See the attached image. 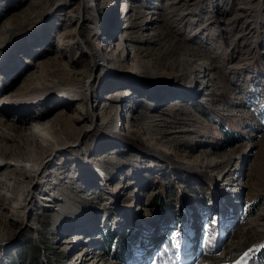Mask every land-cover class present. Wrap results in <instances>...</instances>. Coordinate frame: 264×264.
Segmentation results:
<instances>
[{"label": "rangeland", "instance_id": "1", "mask_svg": "<svg viewBox=\"0 0 264 264\" xmlns=\"http://www.w3.org/2000/svg\"><path fill=\"white\" fill-rule=\"evenodd\" d=\"M46 124L54 151L32 137ZM4 132L0 264H126L121 234L129 264H247L264 245V0H0Z\"/></svg>", "mask_w": 264, "mask_h": 264}, {"label": "bare ground", "instance_id": "2", "mask_svg": "<svg viewBox=\"0 0 264 264\" xmlns=\"http://www.w3.org/2000/svg\"><path fill=\"white\" fill-rule=\"evenodd\" d=\"M120 13H122V18H124L125 16L126 17H131L130 15V6H127L125 5L122 9H120ZM129 25H126L124 28L128 27ZM195 62V60L193 61ZM92 64L95 66L97 65V61L95 59H92ZM198 70V68H196ZM194 76H196V74L194 73ZM203 77V76H202ZM84 87H86L87 89L89 88V85L88 83H84ZM107 103H103L102 105V108L103 106L104 107H107ZM53 127V124H46V125H41V128H39L38 130L33 128L32 130V137L33 138H37V139H40L42 141V143L46 144L47 147L51 148V150H55L59 147H61V139H60V136L57 137V136H54L51 132V129ZM9 131L13 129V127L10 125L8 128H7ZM6 132H4L3 134H0V135H5ZM27 139L29 140V145H30V150L28 151V153H26V156L28 157L27 159L30 158V153L34 154V156L37 154V152L35 153V150L36 148L34 146H32L33 142H31V139L29 138V136L27 137ZM3 161V157L2 155L0 154V162ZM23 164H18V167L16 169V171H21L22 168L20 167H23L21 166ZM31 171H34L36 172L38 170V168H36L35 166L34 167H31L30 169ZM73 208V204L71 203H68L66 201H63L61 202L60 204L57 205L56 209H55V214H54V217L56 219L58 218H61L64 213L68 212V210L70 208Z\"/></svg>", "mask_w": 264, "mask_h": 264}, {"label": "trees", "instance_id": "3", "mask_svg": "<svg viewBox=\"0 0 264 264\" xmlns=\"http://www.w3.org/2000/svg\"><path fill=\"white\" fill-rule=\"evenodd\" d=\"M167 207L166 201H164V198H162V201L160 202L158 206V211L163 213L165 212ZM213 237L215 240L220 241L218 232L215 228ZM114 238V237H113ZM115 240V239H114ZM112 240L111 245L109 246V252L113 253V256L116 258L117 255L120 253H123L124 258L120 256V259L125 262L126 264H129L131 261V253L129 252V243L127 244L125 237L121 234L120 236L116 237V240ZM136 243L139 244V238L136 237ZM128 245V246H127ZM170 248V246H169ZM119 257V256H118ZM247 264H264V245L259 249L256 250L254 253L251 254L250 259L247 261Z\"/></svg>", "mask_w": 264, "mask_h": 264}]
</instances>
